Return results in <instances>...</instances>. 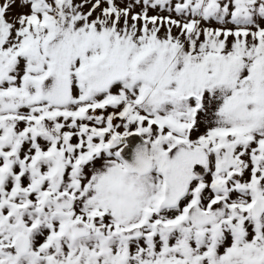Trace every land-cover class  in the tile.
I'll use <instances>...</instances> for the list:
<instances>
[{"label":"snow or ice","instance_id":"1","mask_svg":"<svg viewBox=\"0 0 264 264\" xmlns=\"http://www.w3.org/2000/svg\"><path fill=\"white\" fill-rule=\"evenodd\" d=\"M0 264H264V0H0Z\"/></svg>","mask_w":264,"mask_h":264}]
</instances>
